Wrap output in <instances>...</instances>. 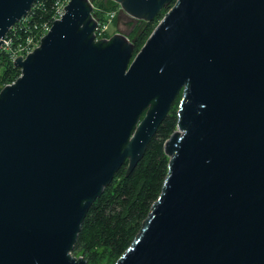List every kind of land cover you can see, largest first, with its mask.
<instances>
[{"label": "water", "instance_id": "water-1", "mask_svg": "<svg viewBox=\"0 0 264 264\" xmlns=\"http://www.w3.org/2000/svg\"><path fill=\"white\" fill-rule=\"evenodd\" d=\"M36 1L0 0V48ZM114 1L153 20L172 0ZM92 10L71 0L0 94V264H87L85 214L181 91L163 190L116 264H264V0H177L135 57L96 41Z\"/></svg>", "mask_w": 264, "mask_h": 264}, {"label": "trees", "instance_id": "trees-1", "mask_svg": "<svg viewBox=\"0 0 264 264\" xmlns=\"http://www.w3.org/2000/svg\"><path fill=\"white\" fill-rule=\"evenodd\" d=\"M55 1L37 0L35 3L40 6L36 9L31 23L50 18ZM93 2V13L102 22L106 20L107 12L115 9L107 7L105 0ZM172 4L163 8L153 20H147L148 24L138 32L133 41L134 52L138 51L140 41L152 32L156 22ZM21 73L19 66L5 53H0V94L6 85L16 81ZM173 105L133 171L127 173L128 160L125 161L112 182L91 203L72 250L75 254H82L81 259L93 264L106 256L107 259H116L117 262L143 231L146 218L154 202L159 199L169 174L171 156L166 151L165 144L176 130L179 121V108Z\"/></svg>", "mask_w": 264, "mask_h": 264}, {"label": "built area", "instance_id": "built-area-1", "mask_svg": "<svg viewBox=\"0 0 264 264\" xmlns=\"http://www.w3.org/2000/svg\"><path fill=\"white\" fill-rule=\"evenodd\" d=\"M70 1L71 0H56L51 17L35 20L32 24L31 19L34 17L36 9L40 6L39 3H34L28 14L10 28L3 39L0 53H5L13 63H15L18 58H22L23 60L26 59L35 49L40 47L43 38L50 31L55 20L63 16L65 8ZM91 5L94 9L93 4ZM116 15V11H110L106 14V20L102 22L92 10V17L97 22V27L94 31L96 41L100 39H109L113 36L109 33V26L115 20ZM16 81L7 85H11Z\"/></svg>", "mask_w": 264, "mask_h": 264}, {"label": "rangeland", "instance_id": "rangeland-1", "mask_svg": "<svg viewBox=\"0 0 264 264\" xmlns=\"http://www.w3.org/2000/svg\"><path fill=\"white\" fill-rule=\"evenodd\" d=\"M89 2L94 5L93 0H89ZM105 2H106L107 7L111 8V9L115 8L112 11H116V13H117L115 20L109 26V33L112 35L116 34L117 32L122 33L129 39L130 42H133L135 40L138 32L144 26H146L148 24L147 23L148 21L145 19H137V18L129 15L127 12H125L121 8L120 4H117V3L115 4V2H113L112 0H105ZM173 5L174 4H172V6ZM110 11L111 10H109L108 12H110ZM168 11H169V9L166 12H164L162 17H160V19L156 22V26L154 27V29L161 22V20L164 18V16L167 14ZM154 29L152 30V32L154 31ZM152 32L140 41L138 51L134 52L133 57H135L139 53V51L143 48V46L145 45V43L149 39L150 35L152 34ZM182 97H183V91H181L178 94L175 101L173 102V104H174L173 106L175 108H177V109L179 108ZM144 116H145V113L143 114V117ZM72 255L75 258H82V254H80V253L75 254L74 252H72ZM116 263H117L116 259H107L106 256H104L101 260H98V263H93V264H116ZM87 264H91V263H89V261H87Z\"/></svg>", "mask_w": 264, "mask_h": 264}, {"label": "flooded vegetation", "instance_id": "flooded-vegetation-1", "mask_svg": "<svg viewBox=\"0 0 264 264\" xmlns=\"http://www.w3.org/2000/svg\"><path fill=\"white\" fill-rule=\"evenodd\" d=\"M176 1H177V0H172V1L170 2V4H171V3L175 4ZM166 6H168V5H166ZM166 6H164L163 8H165ZM163 8H162V9H163ZM162 9H161V10H162ZM160 12H161V11H160Z\"/></svg>", "mask_w": 264, "mask_h": 264}]
</instances>
